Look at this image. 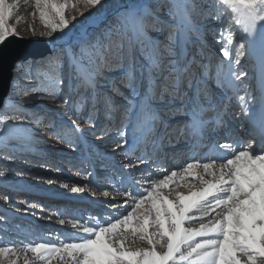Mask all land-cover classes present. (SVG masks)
<instances>
[{
	"label": "snow or ice",
	"instance_id": "obj_1",
	"mask_svg": "<svg viewBox=\"0 0 264 264\" xmlns=\"http://www.w3.org/2000/svg\"><path fill=\"white\" fill-rule=\"evenodd\" d=\"M77 2L103 5V0ZM19 7V0H0V46L19 36L10 23ZM69 7L75 8L69 0H35L46 29L41 35L54 44L38 66L51 67L57 86L74 87L78 103L90 101L93 112L99 105L109 119L122 114L125 123L113 151L149 141L155 150L165 139L190 138L202 144L221 129L230 142L213 143V148L223 150L220 163L215 156L207 162L193 160L179 170L164 169L162 175L149 173L154 176L150 180L134 181V186L141 185L139 190L128 187L118 192L125 198L123 205L111 207H130L126 214L103 223L60 219L61 225L68 223L83 234L78 240L0 245V264H21V260L23 264H52L53 260L58 264H264V0H212L210 5L205 0H162L155 7L147 0H127L103 31L75 36L69 35L76 20L66 16ZM212 32L222 57L215 65L204 62L207 35ZM244 57L259 64L258 98L239 94L248 75L239 67ZM213 85L223 94H215ZM233 97L244 136L225 120ZM8 119L0 117V126ZM71 123L74 132L83 131L76 119ZM8 131L18 129L9 125ZM58 138L64 141L59 134ZM137 159L138 164L145 163L143 157ZM136 166L131 161L124 164L126 169ZM6 171L0 170V177ZM185 176L199 179L204 187L192 191L194 185L178 184ZM170 185L174 187L166 193ZM181 186L189 188L188 194L176 190ZM86 189L96 195L88 185H73L71 190ZM0 199L9 201L7 194ZM193 223L199 226L190 227ZM129 234L148 247H126Z\"/></svg>",
	"mask_w": 264,
	"mask_h": 264
},
{
	"label": "rangeland",
	"instance_id": "obj_2",
	"mask_svg": "<svg viewBox=\"0 0 264 264\" xmlns=\"http://www.w3.org/2000/svg\"><path fill=\"white\" fill-rule=\"evenodd\" d=\"M11 2L12 0H9V3ZM126 2L127 0H103L102 6L89 7L83 2L69 0L70 4H75V8L69 7L65 14L68 18L76 17L70 24L69 35L75 36L84 31H103L113 21L118 8ZM147 2L155 7L162 0ZM205 3L210 5L212 0H205ZM19 4L20 7L10 21L16 26L19 36L46 40L53 48V41L41 35L46 29L39 19L35 0H19ZM80 12H83V15H80ZM161 15L164 16V13L161 12ZM17 17L22 18L19 23ZM205 23L209 27L213 26L212 21ZM30 27L35 31H30ZM54 36L57 37L56 44H59L60 34ZM207 42L204 62L210 60L215 65L222 57L219 45L215 42L214 32L207 35ZM42 61L43 58H39L18 64L19 67L14 72L15 83H12L11 92L0 110V117H9L6 123L0 126V170H7L5 177H0V195L7 194L9 197L7 203L0 199V245L33 240H47L52 243L78 240L83 234L68 223L61 225L58 222L60 219H76L81 223L109 221L131 210L130 207L113 208L111 205H123L125 198L118 192L125 188H141V185L134 186V181L150 180L155 175H162L164 169L179 170L193 160L207 162L206 158L215 156L218 163L222 162L219 156L223 150L213 148V143L230 142L225 140L223 129L215 135H210L202 144H195L190 138L173 139L171 142L165 139L159 142V147L155 150L149 141L135 148L126 145L113 151L119 138L118 132L125 123L122 114L117 112L109 119L102 106L98 105L97 110L93 112L90 101L78 103L80 97L75 88L67 84L58 87L55 79L50 76L51 67L38 66V62ZM239 67L248 73L240 86L239 94L250 93L258 98L261 95L259 64L253 58L244 57ZM64 72L67 74V67ZM33 88L37 91H32ZM213 92L217 95L223 94L215 85ZM63 99H68L69 103L63 104ZM229 105V114L225 120L229 127L244 136L241 132L243 128L235 116L238 110L235 97L229 101ZM18 115L23 119H12ZM207 116L210 117L211 113ZM73 119L81 125L82 132L72 130ZM9 125L18 131L10 134ZM58 134L64 137L63 142L58 138ZM183 143L188 145L182 146ZM126 152L129 153L127 159ZM5 154L13 159H7ZM139 157L145 159L144 164H138ZM129 161L138 166L124 168V164ZM195 171L203 172L202 169ZM149 173L154 176H149ZM204 179L211 180V177L205 176ZM177 183L194 185L192 191L204 187L199 179L192 176L177 180ZM64 184L69 187H63ZM73 185H88L96 195L93 196L87 189L82 193L73 192ZM173 187L170 185L165 192ZM176 190L184 194L189 192V188L182 186ZM102 191H108L110 195L105 197L101 194ZM189 226L199 225L193 223ZM126 247L147 248L148 245L138 238L133 239L129 234ZM28 255L31 256L30 253ZM52 264H58V261L53 260Z\"/></svg>",
	"mask_w": 264,
	"mask_h": 264
},
{
	"label": "water",
	"instance_id": "obj_3",
	"mask_svg": "<svg viewBox=\"0 0 264 264\" xmlns=\"http://www.w3.org/2000/svg\"><path fill=\"white\" fill-rule=\"evenodd\" d=\"M52 49L46 40L20 36L10 37L6 46H0V110L11 92L17 65L31 59L44 58Z\"/></svg>",
	"mask_w": 264,
	"mask_h": 264
},
{
	"label": "bare ground",
	"instance_id": "obj_4",
	"mask_svg": "<svg viewBox=\"0 0 264 264\" xmlns=\"http://www.w3.org/2000/svg\"><path fill=\"white\" fill-rule=\"evenodd\" d=\"M240 131H241V130H240ZM241 132H242L243 134H245V129H242ZM181 145H182V146H187L188 144H186V143L184 144V143H183V144H181ZM171 151H172V150H171ZM199 172H200V171H199ZM185 177H186V176H185ZM182 180H183V179H182ZM5 186H8V185L5 184ZM199 189H200V188H199ZM199 189L197 188L196 190H199ZM196 190H195V191H196Z\"/></svg>",
	"mask_w": 264,
	"mask_h": 264
}]
</instances>
